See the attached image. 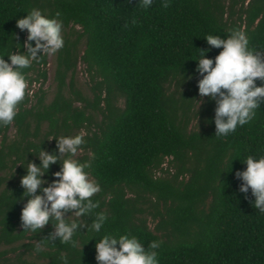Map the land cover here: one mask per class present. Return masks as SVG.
<instances>
[{"label": "trees", "instance_id": "obj_1", "mask_svg": "<svg viewBox=\"0 0 264 264\" xmlns=\"http://www.w3.org/2000/svg\"><path fill=\"white\" fill-rule=\"evenodd\" d=\"M237 3L235 16L232 7ZM164 5L165 0H152L147 8L142 0H0V55L5 60L10 52L27 51L23 46L27 30H20L16 19L32 8L46 16L59 12L62 28L79 26L85 37L80 59L94 83L90 102L77 92L72 97L64 94L68 73L73 86L77 60L74 50L64 45L57 56L53 99L44 102L40 85L34 93L36 103L29 105L27 88L13 121L0 125V170L9 168L14 180L0 192V243L26 238L29 231L20 222V210L28 199L22 196L20 177L27 163L39 164L40 149L56 152L55 138L48 144L51 137L80 133L89 121V108L102 114L97 129L83 136L82 154L76 156L85 161L89 153L95 154L86 171L101 188L92 197L98 207L81 215L87 224L85 233L77 229L72 241L61 242L47 238L51 226L31 230V237L49 248V261L10 264H64L62 257H67V264H98L95 243L106 233L134 235L145 248L152 240L160 241L159 264H264V213L252 206L250 188L240 191L243 181L235 174L246 167L247 155H264V99L250 121L227 135L216 134L215 98H207L205 125L199 130L188 131L184 121L198 94L200 75L194 59L203 49H209L208 57L220 51L204 37L224 38L239 29L246 33L250 48L264 51V0H231L228 7L222 0H167ZM46 65L44 55L21 70L28 86L45 82ZM117 96L122 106L114 104ZM44 123L47 130L36 142ZM11 127L16 135L8 141ZM166 160L176 172L171 178L157 177ZM60 166L61 160L50 164L45 179H57L52 173ZM186 172L188 180L178 181L179 174ZM124 187L136 197L127 196ZM141 194L155 197L162 205L155 230H166L164 234H156L139 216ZM96 212L107 216L99 232L90 228Z\"/></svg>", "mask_w": 264, "mask_h": 264}, {"label": "clouds", "instance_id": "obj_2", "mask_svg": "<svg viewBox=\"0 0 264 264\" xmlns=\"http://www.w3.org/2000/svg\"><path fill=\"white\" fill-rule=\"evenodd\" d=\"M151 4L152 0H142L145 8ZM164 6H167V0ZM60 15L56 12L46 16L41 9L32 8L25 16L16 19V26L27 30L23 42L27 51L10 52L7 60L5 55H0V125L13 121L19 102L25 97L28 80L21 70L64 46ZM204 39L220 51L214 57H208L205 53L209 49H203L202 55L194 59L197 61L195 72L200 75L198 95L200 98H215L213 121L216 134L227 135L250 121L256 114L259 101L264 99V51L250 48L246 33L239 29L230 30L224 38L207 34ZM31 41L35 42L34 45ZM20 46L17 43L16 47ZM256 79L261 83L257 84ZM83 135L80 132L53 136L50 139L55 138L56 152L61 155L40 149L39 164L27 163L26 173L20 177L22 196L28 197L20 210L23 229L41 230L45 224L51 223L54 231L47 238L69 242L77 232L79 221L68 219L64 212L75 210L72 217H80L98 207L99 202L92 197L101 190L100 184L86 171L95 154L89 153L90 159L85 161L76 158L85 142ZM57 160H61V166L52 175L58 179L48 182L45 173ZM243 162L246 167L235 173L243 181L240 191L247 192L250 188L254 197L252 206L264 213V155L250 154ZM106 219V213L96 212L91 230L99 232ZM159 247L158 240L150 241L145 248L134 235L106 233L95 243V259L98 264H159ZM61 259L67 264V257Z\"/></svg>", "mask_w": 264, "mask_h": 264}, {"label": "rangeland", "instance_id": "obj_3", "mask_svg": "<svg viewBox=\"0 0 264 264\" xmlns=\"http://www.w3.org/2000/svg\"><path fill=\"white\" fill-rule=\"evenodd\" d=\"M226 7H228L231 4V0H222ZM240 8V4L237 3L236 5H233L232 9L236 12L235 16L237 15V11ZM229 10L228 8L226 9ZM226 17H228V12L225 14ZM62 35L64 38V45L74 50V56H77L74 72H73V86L71 87L69 85L70 81V73L67 74L65 79V90L64 94L66 96H75L73 92L80 93L81 96L86 98L87 100L92 101V91L91 87L94 84L91 80V76L87 71V66L84 64L80 57L82 55L83 49L85 47V37L81 33V29L79 26H72L70 25L67 28H62ZM60 50V49H59ZM57 50L53 54L47 55V79L43 84L39 82H33L31 85L28 86V95L30 98L29 105H34L36 103V97L34 96V93L37 92L38 88H40V85L42 89L44 90V102L47 104L49 103L53 97L54 93L57 88V79H56V68H57V56L58 52ZM174 86L171 85V89ZM186 85H184V88ZM207 98L203 97L200 98L198 94H196L193 99L190 102V108L185 111L186 115L184 118V121L186 122V128L188 131L192 130H199L203 125H205V119H206V107H207ZM199 102V103H198ZM83 102L76 103L77 106H82ZM114 104L118 106H122V98L118 97L114 100ZM103 105V102L101 103V106ZM89 115V121L83 125V127L80 129V132H83L85 135L87 131L90 130H96L97 125L102 120V114L97 109H91L88 110ZM33 125V123H32ZM47 130V125L44 123L40 129V132L38 134L36 142H39L43 139L44 132ZM75 131L69 134H63V135H75ZM16 135V131L14 127H11L7 133V140H13ZM83 135V136H84ZM1 143V138H0ZM52 143V139H48V144ZM82 154L81 151H79L76 156H80ZM61 155V154H59ZM7 164L10 165V162L6 160ZM164 171H157L156 176L157 177H165V178H171L172 175L176 172V167H174L172 164H168V161L166 160L164 164ZM11 170L9 168H6L4 170H0V192L7 189L11 186V182H14L13 178L11 177ZM189 173H183L179 174L178 181H186L189 178ZM58 179V178H57ZM50 182L49 180H47ZM129 187H124L125 194L127 196L136 197V194L131 191ZM137 205L141 209V214L139 215L141 218L145 219L148 227L153 230L156 234L162 235L166 232V230H155V225L157 224L159 217L156 215L157 210H161V204L157 203L155 197L150 196L148 194H141V197L137 199ZM73 212H64V216L68 217V219H77L79 221L78 223V231L80 234L85 233V228L87 226L85 220L80 217H72ZM51 226V232L54 231L53 225L51 223H47L43 226L41 230H45L47 227ZM20 227L16 231H18ZM165 231V232H164ZM38 235L41 236V232H38ZM33 236V232L31 230L28 231L26 234V238L17 240L13 243L6 244L4 242L0 243V264H10V263H19L21 261H27V262H35V263H45L49 261L48 256L46 255L47 252H49V248L42 242L39 241L38 238L31 237ZM165 238V237H163ZM77 246L79 247V241L77 242Z\"/></svg>", "mask_w": 264, "mask_h": 264}]
</instances>
